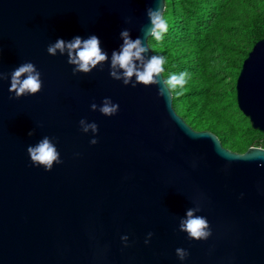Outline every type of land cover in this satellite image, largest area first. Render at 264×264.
<instances>
[{
	"label": "water",
	"instance_id": "95a60500",
	"mask_svg": "<svg viewBox=\"0 0 264 264\" xmlns=\"http://www.w3.org/2000/svg\"><path fill=\"white\" fill-rule=\"evenodd\" d=\"M149 7L156 0H0V264H264V147L228 149L192 128L158 86H125L107 62L73 75L66 54L46 51L58 38L95 34L110 58L122 30L142 35ZM24 62L41 73L42 89L14 99L8 74ZM235 91L264 133V37L242 61ZM105 98L116 115L98 110ZM81 119L98 125L95 145ZM45 136L62 161L51 171L27 153ZM197 205L207 240L179 231ZM177 248L189 255L180 260Z\"/></svg>",
	"mask_w": 264,
	"mask_h": 264
},
{
	"label": "trees",
	"instance_id": "16d2710c",
	"mask_svg": "<svg viewBox=\"0 0 264 264\" xmlns=\"http://www.w3.org/2000/svg\"><path fill=\"white\" fill-rule=\"evenodd\" d=\"M165 7L168 31L162 40L150 38L149 46L165 59V80L188 73L183 88L172 91L176 112L233 151L264 147V133L251 127L235 98L242 61L264 37V0H165Z\"/></svg>",
	"mask_w": 264,
	"mask_h": 264
},
{
	"label": "clouds",
	"instance_id": "9594fccd",
	"mask_svg": "<svg viewBox=\"0 0 264 264\" xmlns=\"http://www.w3.org/2000/svg\"><path fill=\"white\" fill-rule=\"evenodd\" d=\"M156 0V7L146 9V15L150 21L149 24L141 27V36L132 38L130 31L124 29L120 32L122 44L119 49L113 50L111 56L100 46V39L91 34L87 38L79 35L71 40L58 38L54 43L48 45L46 51L51 56H67V63L72 67L73 75L78 73L88 74L104 63H109V75L112 79L122 81L125 86L131 84L135 88L138 84L144 86H158V96L163 97L167 102L171 99L172 91L177 88H183L187 83V72H181L178 75L172 74L167 80L163 78L165 59L163 56L151 55L149 39L157 41L162 40L168 31V18L166 16L165 0ZM146 42V43H145ZM9 92L14 93V99L22 96L35 95L42 89L41 73L32 62H24L16 67L10 74ZM7 76L0 71V80ZM133 78L134 81H133ZM91 110L96 111L98 106L91 104ZM100 113L104 116H114L119 110V105L112 102L110 98H105L102 105L99 106ZM80 128L84 133L91 131L93 139L90 144L98 143L95 135L98 133V125L95 122L89 123L85 119L79 121ZM34 133L30 131L29 136ZM31 163L34 166H43L45 171H51L54 164L62 163L60 154L52 140L45 136L35 145L27 147ZM201 211L199 205L186 210L185 217L180 219L179 231L187 233L190 240H207L211 236V230L207 219L196 215ZM152 233H148L145 244H148ZM127 247L128 236L121 237ZM176 255L180 260H184L189 253L183 248L176 249Z\"/></svg>",
	"mask_w": 264,
	"mask_h": 264
},
{
	"label": "rangeland",
	"instance_id": "374dc122",
	"mask_svg": "<svg viewBox=\"0 0 264 264\" xmlns=\"http://www.w3.org/2000/svg\"><path fill=\"white\" fill-rule=\"evenodd\" d=\"M228 113H229V115H230V117L233 119V120H236L235 118H238V116L237 115H239V114H237L235 111H228ZM252 146H260V145H252ZM260 147H262V146H260Z\"/></svg>",
	"mask_w": 264,
	"mask_h": 264
}]
</instances>
